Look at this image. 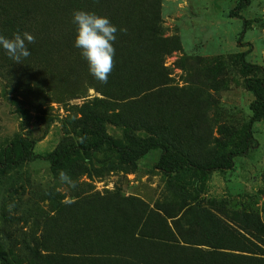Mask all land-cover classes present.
Wrapping results in <instances>:
<instances>
[{"label":"rangeland","instance_id":"rangeland-1","mask_svg":"<svg viewBox=\"0 0 264 264\" xmlns=\"http://www.w3.org/2000/svg\"><path fill=\"white\" fill-rule=\"evenodd\" d=\"M33 9L35 43L16 63L0 49V152L16 135L46 155L102 138L142 152L151 142L213 166L245 137L255 98L239 53L264 76V0H0ZM118 29L107 83L74 47L73 12ZM65 15L64 17L58 15ZM246 22V32L241 34ZM20 31L0 20V34ZM241 40V41H240ZM258 147L229 171L135 166L100 149L61 170L44 160L0 174V243L12 264H264V122ZM1 264V263H0Z\"/></svg>","mask_w":264,"mask_h":264},{"label":"trees","instance_id":"trees-1","mask_svg":"<svg viewBox=\"0 0 264 264\" xmlns=\"http://www.w3.org/2000/svg\"><path fill=\"white\" fill-rule=\"evenodd\" d=\"M252 0H239L236 8L231 11L233 18L242 19L241 13L251 5ZM16 5L10 7L5 4L0 6V20L5 23H16L20 32L28 31L32 33L33 25L38 21V16L33 9ZM58 15L64 17L65 15ZM246 32V22L241 34V40ZM240 40V41H241ZM247 52L236 55L237 65L245 76V86L247 90L253 94L255 100L251 105L253 117L251 119L248 131L238 146L223 157L220 163L213 166L195 165L183 158H177L169 154V148L159 142H151L147 149L139 152L127 147L120 139L102 138L90 143H82L77 147L69 148L62 153H49L39 155L35 152V141L21 135L13 137L5 148L0 152V174L4 171L20 166L25 163L36 162L38 160L47 161L53 170H63L69 168L74 157H80L82 154H89L92 151L107 149L115 154L117 159L124 165L135 166L137 163L151 150L160 149L163 155L157 164V168L166 174H172L177 170H192L196 173L210 174L215 170L229 171L235 166V159L247 156L251 151L255 150L259 143L254 137L252 128L255 123L264 122V76L262 69L258 65H254L246 60ZM0 263L12 264L11 260L4 252L0 243Z\"/></svg>","mask_w":264,"mask_h":264},{"label":"clouds","instance_id":"clouds-1","mask_svg":"<svg viewBox=\"0 0 264 264\" xmlns=\"http://www.w3.org/2000/svg\"><path fill=\"white\" fill-rule=\"evenodd\" d=\"M73 22L77 25L74 47L81 50L90 74L101 83H107L114 67L116 33H126L127 29H118L109 18L84 10L73 12ZM34 43L35 37L28 31L18 30L10 38L0 34V49L16 63L31 55L28 45ZM59 177L62 183L76 186L75 181L65 171L61 170Z\"/></svg>","mask_w":264,"mask_h":264}]
</instances>
